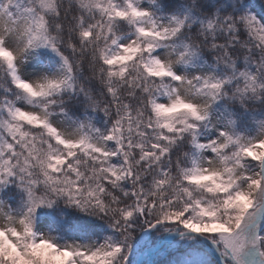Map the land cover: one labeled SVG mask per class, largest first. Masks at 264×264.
I'll return each mask as SVG.
<instances>
[{
	"label": "snow or ice",
	"instance_id": "snow-or-ice-1",
	"mask_svg": "<svg viewBox=\"0 0 264 264\" xmlns=\"http://www.w3.org/2000/svg\"><path fill=\"white\" fill-rule=\"evenodd\" d=\"M0 264H264V0H0Z\"/></svg>",
	"mask_w": 264,
	"mask_h": 264
}]
</instances>
